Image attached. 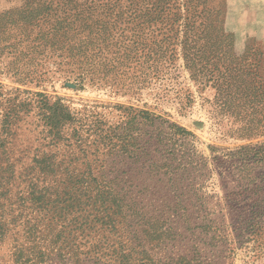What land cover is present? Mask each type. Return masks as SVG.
Instances as JSON below:
<instances>
[{
	"label": "rangeland",
	"instance_id": "374dc122",
	"mask_svg": "<svg viewBox=\"0 0 264 264\" xmlns=\"http://www.w3.org/2000/svg\"><path fill=\"white\" fill-rule=\"evenodd\" d=\"M103 1L0 0V114L43 92L128 138L82 134L89 167L115 179L104 202L76 161L34 182L44 210L29 195L17 208L27 184L0 198V264H264V0H161L152 15L154 0ZM131 1L140 22L115 17ZM104 20L98 53L86 37Z\"/></svg>",
	"mask_w": 264,
	"mask_h": 264
},
{
	"label": "trees",
	"instance_id": "16d2710c",
	"mask_svg": "<svg viewBox=\"0 0 264 264\" xmlns=\"http://www.w3.org/2000/svg\"><path fill=\"white\" fill-rule=\"evenodd\" d=\"M161 3L164 2L161 0H154L151 8L147 10V12L150 13L149 15H152L155 11L157 13L158 9L161 7ZM119 4L120 2H117V0H104L101 5L106 7V9L113 14ZM124 11H128L129 13L130 18L129 20L127 19L128 23L131 22L130 20H138V22H140L142 13L136 2L131 1L130 5H127L122 13L117 12L115 17L122 20ZM144 17H146V13ZM108 23L107 20L102 22L103 30H98L96 32L90 30V28L88 30L90 34L86 39L91 38L92 45H94L93 47H95V50H98V53L101 52V47L105 41L107 31L105 26H108ZM44 36L45 35H43V37ZM81 47H79L78 50H80ZM153 53H156V50H150L146 53L145 57L149 59L151 58L149 56ZM126 59L128 60L127 55ZM106 68L107 65H105L103 69L106 70ZM107 72H111V70ZM250 79L251 78H246V86L249 89L253 88V92L256 94L261 90V87ZM31 93L32 95L22 100L20 99L18 102L14 100L12 103L9 102L7 106L5 105L2 108L3 112L0 114V198L4 199L7 197L8 191H11L12 188L18 189L22 185L27 184L30 192H27V194L23 192L25 189L22 191L23 194L25 193L26 197L24 196L22 198L17 208L21 209L20 211L32 208V203H30L31 200L29 199L32 197L34 206L37 207L39 211L44 210L47 207L44 202L41 201L44 194L38 191L39 189L34 182L39 180L40 177H45L49 173H55L64 168L63 166L67 165V163L76 161L78 164L81 163L85 166V170L77 175V177H79L78 182L86 186H95L94 189L96 190L90 197L92 203L96 204L97 202H104L106 199H109L113 193L108 190L107 187H110L109 185L115 179L110 178L109 173L105 170L106 168L93 171L89 167L92 162L89 160L88 151L91 149L92 144H88L84 141L82 134L84 130H91L96 136L95 139L98 140V142L95 143H99L103 147L109 146L110 144L126 146L128 138H126V136L123 137V133H116L114 138L108 129L102 127H90V125L89 128L85 129V126L89 124L78 119L69 106L57 101L52 103L49 96L43 92ZM140 113L142 115V123L145 125L149 123L156 124L158 122L157 119L160 118V116L149 111L140 110ZM144 136L148 137L146 142L151 143L152 140H156L155 131L147 133L145 130ZM29 137H34L33 143L32 140L30 142ZM99 144L96 145L100 146ZM34 145L35 147H32ZM97 149L99 148L97 147ZM258 150L263 149L260 147ZM31 151L32 153H30ZM95 152L99 153L100 149ZM261 152L260 155L263 156L264 151ZM254 155H257V153ZM1 188H6L7 190H1ZM13 210L10 211L12 212ZM1 211L2 214L5 212L4 206H1ZM14 220L17 219L14 218ZM29 222L30 221H28V223ZM27 229H29L30 232H35L37 226H29ZM147 256L148 255L145 254L144 257L147 259ZM127 264L134 263L131 261ZM147 264L156 263L151 260ZM185 264H190V262L187 261Z\"/></svg>",
	"mask_w": 264,
	"mask_h": 264
}]
</instances>
